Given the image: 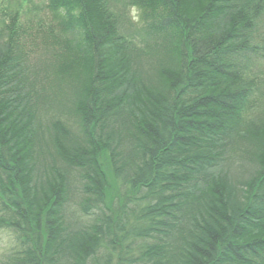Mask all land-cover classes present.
<instances>
[{
    "label": "trees",
    "instance_id": "16d2710c",
    "mask_svg": "<svg viewBox=\"0 0 264 264\" xmlns=\"http://www.w3.org/2000/svg\"><path fill=\"white\" fill-rule=\"evenodd\" d=\"M0 264H264V0H0Z\"/></svg>",
    "mask_w": 264,
    "mask_h": 264
},
{
    "label": "rangeland",
    "instance_id": "374dc122",
    "mask_svg": "<svg viewBox=\"0 0 264 264\" xmlns=\"http://www.w3.org/2000/svg\"><path fill=\"white\" fill-rule=\"evenodd\" d=\"M36 2L38 1V0H35ZM4 237H2V235H0V246L2 245V242L4 241V239H3Z\"/></svg>",
    "mask_w": 264,
    "mask_h": 264
}]
</instances>
